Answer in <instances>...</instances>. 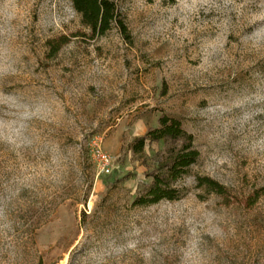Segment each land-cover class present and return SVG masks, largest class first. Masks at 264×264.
Returning <instances> with one entry per match:
<instances>
[{
  "label": "rangeland",
  "instance_id": "1",
  "mask_svg": "<svg viewBox=\"0 0 264 264\" xmlns=\"http://www.w3.org/2000/svg\"><path fill=\"white\" fill-rule=\"evenodd\" d=\"M91 40L71 0H0V264H264V0H121ZM69 43L51 57L49 41ZM195 138L174 202L133 205L164 145ZM210 177L231 204L197 187Z\"/></svg>",
  "mask_w": 264,
  "mask_h": 264
},
{
  "label": "trees",
  "instance_id": "2",
  "mask_svg": "<svg viewBox=\"0 0 264 264\" xmlns=\"http://www.w3.org/2000/svg\"><path fill=\"white\" fill-rule=\"evenodd\" d=\"M74 10L81 16L83 27L90 31L87 35L91 40L104 37L114 27L128 38V28L121 11V0H71ZM69 43L67 37L49 41L51 57H55ZM159 126L151 128L131 144L134 155L145 158L143 165L147 166V147L162 143L164 150L155 157L156 168L146 173L148 180L143 182L133 205L146 207L157 205L164 201L174 202L182 197L178 184L197 164L201 153L196 147L194 136L183 128L182 123L168 115H161ZM197 187L223 198L231 204L229 189L210 177L196 178ZM264 196V187L255 191L245 199L246 207L252 208Z\"/></svg>",
  "mask_w": 264,
  "mask_h": 264
}]
</instances>
